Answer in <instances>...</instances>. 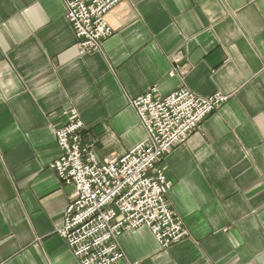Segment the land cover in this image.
<instances>
[{
	"label": "crops",
	"instance_id": "obj_1",
	"mask_svg": "<svg viewBox=\"0 0 264 264\" xmlns=\"http://www.w3.org/2000/svg\"><path fill=\"white\" fill-rule=\"evenodd\" d=\"M65 2L0 0V264H80L59 234L74 186L50 167L55 131L76 110L98 158L120 157L146 137L130 101L152 88L228 100L164 160L189 236L124 232L127 259L264 264V0H123L85 55Z\"/></svg>",
	"mask_w": 264,
	"mask_h": 264
},
{
	"label": "built area",
	"instance_id": "obj_2",
	"mask_svg": "<svg viewBox=\"0 0 264 264\" xmlns=\"http://www.w3.org/2000/svg\"><path fill=\"white\" fill-rule=\"evenodd\" d=\"M123 0H66V19L81 55L101 52L113 36L109 12ZM182 59L181 53L176 62ZM228 96H198L182 88L159 97L157 88L130 101L146 131L145 139L120 157L100 160L83 141L84 122L76 110L55 131L61 156L51 168L74 186L59 234L80 264H132L120 247L124 232L148 228L162 249L189 232L168 198L173 187L164 160L185 143Z\"/></svg>",
	"mask_w": 264,
	"mask_h": 264
}]
</instances>
